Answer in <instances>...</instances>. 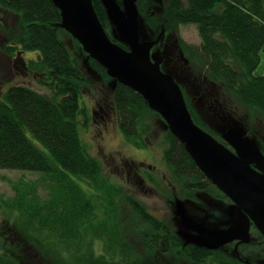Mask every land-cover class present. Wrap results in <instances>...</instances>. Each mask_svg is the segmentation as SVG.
Returning <instances> with one entry per match:
<instances>
[{"label":"trees","instance_id":"16d2710c","mask_svg":"<svg viewBox=\"0 0 264 264\" xmlns=\"http://www.w3.org/2000/svg\"><path fill=\"white\" fill-rule=\"evenodd\" d=\"M92 1L107 30L106 9L101 0ZM137 8L143 27L158 37L166 30L179 31L180 26L195 24L201 44L189 45L179 38L182 59L200 69L215 89L217 103L231 117L244 122L245 110L264 114V75H254L264 47V0H137ZM0 13L14 15L17 20V27L6 28L9 41L15 45L8 46L10 49L6 46L7 53H37L30 65L43 73L42 81L47 79L52 92L49 97L29 86L11 85L0 99V169L40 173L35 181L12 182L13 197L0 195V210L18 214L10 223L33 247L35 264L44 260L78 264L85 257L86 264H141L140 257L121 238L122 231L116 230L123 221L134 226L145 251L164 253L166 259L154 264H173L171 254H179V264H204L205 258L215 255L206 248L185 245L173 226L162 222L137 198L127 197L124 203L125 198L119 196L122 190L105 177L101 163L82 143L80 118L90 117L80 99L92 80L62 38L61 12L53 1L0 0ZM91 65L104 85L114 81L108 97L123 136L136 148L145 149L147 117L157 113L139 93L111 79L97 61L93 59ZM101 90L106 92L107 88ZM165 142L163 159L183 197L193 200L194 192L215 187L169 129ZM149 181L157 185L155 179ZM83 183L93 188L103 203L97 196L93 199ZM41 190L47 192L45 198ZM126 204L127 210L132 206L136 219L126 220L122 209ZM93 238L104 242L100 255L93 250ZM24 248L21 256L27 261V246ZM79 254L81 257L72 262ZM0 264L19 263L0 254ZM225 264L240 263L226 259Z\"/></svg>","mask_w":264,"mask_h":264},{"label":"rangeland","instance_id":"374dc122","mask_svg":"<svg viewBox=\"0 0 264 264\" xmlns=\"http://www.w3.org/2000/svg\"><path fill=\"white\" fill-rule=\"evenodd\" d=\"M117 1L122 6V0ZM161 1L163 2L164 0ZM159 9L163 11L161 8ZM0 21L5 27V29L2 27L0 30H6L7 27L11 29L15 26L17 27V20L14 15L8 14L6 17L0 15ZM140 29L143 40L157 41L158 45L157 43L155 44L152 53H159L163 57V64L161 66L162 70L165 73L171 74L180 84L191 116L195 119L194 122L200 128L206 132L208 130V133L213 135L221 143L225 144V132L229 128L240 126L247 131L250 137L257 141L259 147L264 152V114L256 110H252L250 112L245 110L246 115L244 122L231 117L227 114V111L223 109V106H220L219 103L216 102L215 96L210 94L213 88L202 76L200 69L195 67L192 61L187 63L182 59L180 55L179 38L183 39L189 45L201 44L198 28L195 24L180 26L179 31L166 30L162 37H158L150 30L144 28L142 23H140ZM106 31L115 43L121 46L125 45L119 38L115 27L109 18ZM61 35L71 49L73 55L77 58L83 71L89 76L88 78H91L92 80V85H88L83 89L80 99L82 108L90 117L89 120H86L84 116H81L80 118L79 132L82 143L85 145L92 157L101 163L105 177L109 178L110 181L114 182L113 184H116L122 190V193L121 195L119 194V196L125 198L124 203H127V197L137 198L152 214L162 218L163 220L170 221L172 226L178 230L179 227L176 220V204L180 199L175 201L173 195L176 191H178L177 189L180 190V187L178 183L173 181L172 176H170V170L163 159L164 150L167 147L165 140L167 130L169 129L166 122L158 113L151 114L147 117L148 119L146 122L149 131L144 135L147 143V147L145 149L136 148L125 139L121 129L119 128L117 116L114 112H111V128H105L103 125L105 122L102 119V116H105V114L101 112L94 116L92 113L96 108L95 105L99 104L101 107L102 105L103 107H106V105L110 103L111 98L108 97V92L111 93L113 90L112 87L114 85V81L105 83L107 86L103 87L105 85L100 80V73L96 70L94 65H91L93 59L84 51L81 44L64 29L61 32ZM6 46L8 47L9 45ZM7 47L4 48L5 52H7ZM8 49L10 48L8 47ZM4 51L0 50V81L2 82L0 83V99L2 98V92L6 91L11 85H25L44 94L45 96L50 97L52 95L47 79L42 81L44 77L42 74H39L38 77H29L26 81H24L21 74H17L18 70L12 67V64L7 61L9 58L6 56ZM23 57L31 63V60L36 59L37 53L26 51ZM254 75H264V47L261 52L260 64L254 72ZM102 88H107V91H102ZM140 163H143V167L139 166ZM135 165L140 168L136 169L137 166L135 167ZM133 171H138L139 174L146 179V182L150 180V178L155 179L157 185L153 184L154 187H149V185L141 183L133 177ZM39 177L40 173L38 172L34 173L30 171L0 169V195L6 199L11 198L15 195L11 189L12 182H17L20 179L27 182L35 181ZM170 180L175 185L172 186L173 183ZM81 185L87 193H92L91 195L93 199L97 196L99 202L103 203V200H101L99 195L94 192L93 188L85 183ZM215 187L211 186L208 191H203L205 195L201 194L199 196L201 203L196 205V203H187L182 201L181 205L185 210H189L193 215L200 212L201 216L209 215L211 211L210 209L217 208L218 210L215 212V220L213 221H225L222 224V226H225L227 223L225 211L231 204V200L229 199L230 201H223L226 199V196L217 187V189ZM160 189H162V191H159ZM40 194L43 198H45L47 192L41 190ZM99 206V208H101V205ZM122 209L125 213L124 215L127 217L126 220L128 218L129 220L136 219L132 217V206H130L129 210H127L128 206L126 204ZM97 213L99 215V219H102V214L99 211ZM2 216L5 217L4 219L12 222L14 217H18V214L10 212L4 214L3 211L0 210V219H2ZM4 219L1 221H5ZM206 224L209 225L211 223ZM209 226L216 225L214 223ZM117 229L120 232L122 231L121 238L134 250L135 255L142 258L141 264H154V257L156 256L155 253L150 252L153 255L152 256L147 251L142 249V247H134L133 243H138L139 240H137V233L134 231L133 225L132 228L128 227V225H126L123 221V224L121 223L116 230ZM253 231L251 239L252 245H242V248L239 249V255L243 259L252 263L262 264L264 263V244L259 245L256 244V242L262 238L264 239V236L257 228H255V226H253ZM93 240L95 242L93 250L98 255L102 254L104 252L102 248V246L104 247L103 240L99 238H93ZM113 240L114 239H112V241ZM138 244H140V241ZM230 252L231 251L228 253L231 254ZM80 257L81 254L73 257L72 262H76ZM87 262V257H85L84 260H78V264H86Z\"/></svg>","mask_w":264,"mask_h":264},{"label":"water","instance_id":"95a60500","mask_svg":"<svg viewBox=\"0 0 264 264\" xmlns=\"http://www.w3.org/2000/svg\"><path fill=\"white\" fill-rule=\"evenodd\" d=\"M52 1L61 12V28L111 78L143 97L150 109L163 118L206 178L231 200L232 204L227 207L231 222L228 228L210 230L190 221L192 230L198 234L195 242L209 249L234 241L249 244L252 225L264 236V152L240 126L225 132L224 144L194 122L180 84L162 70L163 57L152 53L157 41L142 38L137 0H122V6L117 0H101L127 48L111 39L92 0ZM7 42L8 38L0 34V48Z\"/></svg>","mask_w":264,"mask_h":264},{"label":"flooded vegetation","instance_id":"af4514ba","mask_svg":"<svg viewBox=\"0 0 264 264\" xmlns=\"http://www.w3.org/2000/svg\"><path fill=\"white\" fill-rule=\"evenodd\" d=\"M0 23H2V22L0 21ZM0 34L5 36V37L8 36L7 31L3 30V29L0 30ZM6 45L14 47V45L9 42V39H8V42ZM6 45H4L2 48H0V50L4 51V48L6 47ZM5 54L9 58V60H7V61L12 64V67H14L16 70L19 71V72L17 71V74H21V77L23 78L24 81H26V79H28L29 77H38L39 74L43 75V73H39L38 71H36L35 69H33L31 67L30 61L25 60V58L23 57V55L25 54L24 51L17 50L14 55H10L7 52H5ZM0 83H2V82L0 81ZM210 94L213 96H216L214 88H213V90H211ZM95 107L96 108L94 109V112L92 114H94V116H95L98 113H101V112L104 113L106 117L102 116V119L105 122V123H103V125L107 129L109 127L111 128V112H112L111 103L106 105V107H103V105H102V107L104 109L101 106H99V104L95 105ZM94 120H95V118H94ZM101 155L103 156L102 153H101ZM136 166L137 165H135V167ZM139 166L143 167V163H140ZM139 166H137L136 169H139L140 168ZM133 177L135 179H137L138 181H140L141 183L149 185V187H154L152 184H150L149 180L146 182V179L144 177H142L138 171H133ZM173 185L174 184H172V186ZM177 190L178 191H176V193H174L173 198L175 201H178V199H180L176 204V206H177L176 207V220H177L179 229L178 230L175 229V231L181 236L183 241H185V245H192L193 244V245L203 247V246H201L195 242L198 240V237H197L198 234L192 230V228L190 226V221L195 222L197 224H200L202 226H205L206 228H208L210 230H224L230 226V220H229L230 218L228 219V216L226 213L227 209L225 211L227 223L225 226H222V224L225 221H218V222L213 221V220H215V212L218 210L217 208L210 209L211 211H210L209 215H202V216H201L200 212L193 215L189 210H185L183 208V206L181 205L182 201H185L187 203H190V202L196 203V205L201 203V199H199V196L201 194L205 195V193L203 192L205 190H199V191L194 192L195 199H193V200L188 198L187 196L183 197L181 195L179 189H177ZM206 191H208V190H206ZM188 194H190V193H188ZM223 201H230V200L226 197V199ZM231 204H232V202H231ZM156 217L159 218L158 216H156ZM4 218L5 217L2 216V219H0V254L6 258H11L13 261L18 262L19 264H35V256H34L33 247L31 245H29V242L27 240H23V237L17 232L18 227L16 225H13L12 223H10L9 220H6ZM3 219L5 221H1ZM159 219L162 222H166L172 226V223L170 221L163 220L162 218H159ZM206 223H211L209 225H212L215 223L216 226H209ZM253 226L254 225H252V227H251V233H250L251 239H252V235L254 232ZM128 227H131V225ZM158 237H159V244L162 245V240L160 238L161 237L160 234L158 235ZM203 239L211 240V237L203 236ZM133 244H134V247H137V248L142 247L138 243H133ZM256 244H259V245L264 244V239L262 238L261 240H258L256 242ZM242 245H250L251 246L252 242H250V244H239L238 241H234V242L222 245V246L218 247L217 249H209L207 247H203V248L210 250L212 253L215 254V255H211V256L205 258L204 264H225L226 259L236 260L240 264H255V263H252L250 261L243 259L239 255V249L242 248ZM24 246H27V250H28V254H29V259L27 261L22 259V256H21L22 252L24 254L26 252L25 248L22 249ZM229 251H231L230 253L232 254V255H230V257L227 256ZM149 254L152 255L151 253H149ZM155 255L156 256L154 257V259H155V262H157V263H160V262H162V260L166 259V257H164V253L160 250H157V253H155ZM140 260H142L141 257H140ZM171 260H172L173 264H179L180 263L179 254H171ZM44 264H50V263L45 260ZM262 264H264V263H262Z\"/></svg>","mask_w":264,"mask_h":264}]
</instances>
